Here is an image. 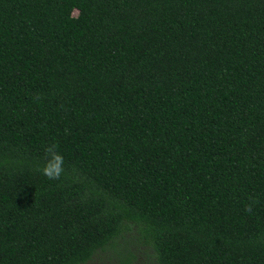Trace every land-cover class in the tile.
Instances as JSON below:
<instances>
[{
    "label": "trees",
    "instance_id": "trees-1",
    "mask_svg": "<svg viewBox=\"0 0 264 264\" xmlns=\"http://www.w3.org/2000/svg\"><path fill=\"white\" fill-rule=\"evenodd\" d=\"M132 228L156 264H264V0H0V264Z\"/></svg>",
    "mask_w": 264,
    "mask_h": 264
},
{
    "label": "rangeland",
    "instance_id": "rangeland-1",
    "mask_svg": "<svg viewBox=\"0 0 264 264\" xmlns=\"http://www.w3.org/2000/svg\"><path fill=\"white\" fill-rule=\"evenodd\" d=\"M137 236L136 229L132 228L131 233L123 234L124 241H120V244L126 248H107L104 251H99L86 264H124L123 261L126 259L128 260L126 264H156L152 250L140 241L138 242Z\"/></svg>",
    "mask_w": 264,
    "mask_h": 264
},
{
    "label": "clouds",
    "instance_id": "clouds-1",
    "mask_svg": "<svg viewBox=\"0 0 264 264\" xmlns=\"http://www.w3.org/2000/svg\"><path fill=\"white\" fill-rule=\"evenodd\" d=\"M56 145H51L46 148V153L48 155L47 162L43 168L37 169L49 180H59L63 172V157L56 152ZM252 203H256L255 200ZM246 212H252V204H248L245 208Z\"/></svg>",
    "mask_w": 264,
    "mask_h": 264
}]
</instances>
